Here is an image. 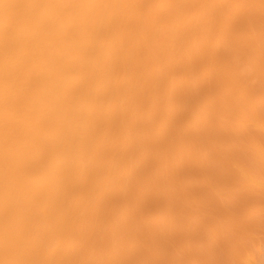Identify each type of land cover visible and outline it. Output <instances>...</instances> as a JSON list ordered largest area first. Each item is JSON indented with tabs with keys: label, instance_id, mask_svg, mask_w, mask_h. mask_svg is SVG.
I'll list each match as a JSON object with an SVG mask.
<instances>
[{
	"label": "bare ground",
	"instance_id": "bare-ground-1",
	"mask_svg": "<svg viewBox=\"0 0 264 264\" xmlns=\"http://www.w3.org/2000/svg\"><path fill=\"white\" fill-rule=\"evenodd\" d=\"M255 62L264 0H0V264H264Z\"/></svg>",
	"mask_w": 264,
	"mask_h": 264
},
{
	"label": "rangeland",
	"instance_id": "rangeland-1",
	"mask_svg": "<svg viewBox=\"0 0 264 264\" xmlns=\"http://www.w3.org/2000/svg\"><path fill=\"white\" fill-rule=\"evenodd\" d=\"M258 61H261V59H259ZM258 61H256V62H258ZM262 61H263V60H262ZM262 61H261V62H262ZM256 62H255V66L259 69L258 66H259L260 64H258V63H256ZM256 64H257V65H256ZM260 66H261V67H262V66L264 67V65H260ZM263 67H262V68H263ZM262 68H261L260 70H263V69H264V68H263V69H262ZM260 134H261V136H262V140H263V142H264V129H262V130L260 131Z\"/></svg>",
	"mask_w": 264,
	"mask_h": 264
}]
</instances>
